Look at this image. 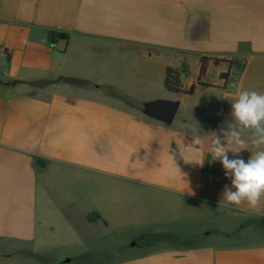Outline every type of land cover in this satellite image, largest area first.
Here are the masks:
<instances>
[{
    "label": "crops",
    "instance_id": "crops-1",
    "mask_svg": "<svg viewBox=\"0 0 264 264\" xmlns=\"http://www.w3.org/2000/svg\"><path fill=\"white\" fill-rule=\"evenodd\" d=\"M238 90L264 93V0H0V264H264V197L177 149Z\"/></svg>",
    "mask_w": 264,
    "mask_h": 264
},
{
    "label": "clouds",
    "instance_id": "clouds-1",
    "mask_svg": "<svg viewBox=\"0 0 264 264\" xmlns=\"http://www.w3.org/2000/svg\"><path fill=\"white\" fill-rule=\"evenodd\" d=\"M176 142L180 158L201 166L204 160L196 158V154L207 143L211 159L222 164L225 177L231 181L222 193L226 204L247 203L250 208H257L264 197V93L238 90L224 126L203 137L192 136L190 143L185 144L182 139ZM243 150L251 153L247 160L239 155ZM170 158L171 169L179 171L172 155Z\"/></svg>",
    "mask_w": 264,
    "mask_h": 264
},
{
    "label": "trees",
    "instance_id": "trees-1",
    "mask_svg": "<svg viewBox=\"0 0 264 264\" xmlns=\"http://www.w3.org/2000/svg\"><path fill=\"white\" fill-rule=\"evenodd\" d=\"M49 38L52 42H57L59 40H68L69 34L51 31L49 34ZM210 62H212L214 65H219L220 63L224 62V63L229 64L230 67L233 64H236V62H234L233 60L218 59V58H213L209 56H202L200 58V76L205 75L207 71V67ZM220 77L222 79L227 80L228 73H222ZM197 85L211 87V85L201 83V82H198ZM197 85L194 84V85H191L189 88H185L180 79V72L177 69H174L171 67H168L166 69L164 86L167 92L173 93V94H183V95L190 96L194 94ZM98 217L99 216H97V218Z\"/></svg>",
    "mask_w": 264,
    "mask_h": 264
},
{
    "label": "rangeland",
    "instance_id": "rangeland-1",
    "mask_svg": "<svg viewBox=\"0 0 264 264\" xmlns=\"http://www.w3.org/2000/svg\"><path fill=\"white\" fill-rule=\"evenodd\" d=\"M192 73H193V71H192ZM6 245H8V244L6 243ZM41 261H44V258L40 257V258H36V260H34V262H36V264H40ZM6 264H10V263L6 262ZM11 264H13V262H11Z\"/></svg>",
    "mask_w": 264,
    "mask_h": 264
}]
</instances>
